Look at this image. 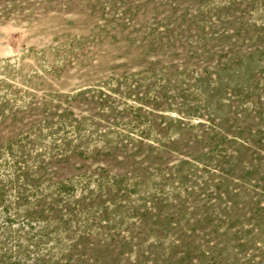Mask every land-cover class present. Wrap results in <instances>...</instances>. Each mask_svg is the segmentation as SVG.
I'll return each mask as SVG.
<instances>
[{
	"label": "rangeland",
	"instance_id": "rangeland-1",
	"mask_svg": "<svg viewBox=\"0 0 264 264\" xmlns=\"http://www.w3.org/2000/svg\"><path fill=\"white\" fill-rule=\"evenodd\" d=\"M0 264H264V0H0Z\"/></svg>",
	"mask_w": 264,
	"mask_h": 264
}]
</instances>
